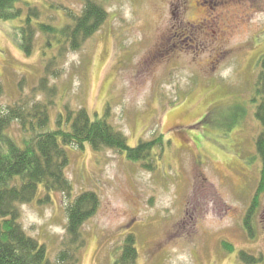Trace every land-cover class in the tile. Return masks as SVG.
Segmentation results:
<instances>
[{"label": "rangeland", "instance_id": "1", "mask_svg": "<svg viewBox=\"0 0 264 264\" xmlns=\"http://www.w3.org/2000/svg\"><path fill=\"white\" fill-rule=\"evenodd\" d=\"M95 1L107 18L78 50L65 45L60 55L46 48L34 16L30 55L14 39L23 18L0 21V109L19 103L29 113L48 103V129L59 115L67 124L69 111H107L130 146L160 134L169 143L154 150L151 171L112 148L69 146L64 172L71 193L55 192L39 204L40 189L21 204L24 232L55 262L69 242L67 207L92 192L97 206L79 228L74 264L121 262L129 234L135 264H234L240 250L263 256L264 264V191L253 209L252 237L243 225L261 180L255 109L264 0ZM21 2L37 7L38 22L57 26L83 8L80 0ZM9 133L22 137L17 123Z\"/></svg>", "mask_w": 264, "mask_h": 264}, {"label": "trees", "instance_id": "2", "mask_svg": "<svg viewBox=\"0 0 264 264\" xmlns=\"http://www.w3.org/2000/svg\"><path fill=\"white\" fill-rule=\"evenodd\" d=\"M83 8L79 15L70 17L71 23L59 26L38 22V9L21 0H0V21L23 18L20 25L14 27V39L20 49L30 55L33 49L32 33L34 26L31 17L37 20V29L45 37L48 50L61 51L67 45L72 51L78 50L81 43L107 18V12L95 0H80ZM28 14L22 17L24 12ZM66 49V48H65ZM56 55L49 58L50 65ZM47 70V68H46ZM45 81L43 77L41 79ZM257 93L261 96L256 105L255 117L261 131L255 139V147L261 161V180L253 202L244 218L246 233L253 236V209L264 191V69L259 77ZM255 101V100H253ZM48 103L35 105L26 113L19 103L0 109V264H74L76 252L81 247L80 226L92 214L97 206V198L92 192L81 193L66 209V231L69 242L52 262L48 258L45 246L27 236L19 223V206L33 202L40 189L44 193L37 203L47 202L55 192L71 193L72 185L66 178L64 169L68 164V147L83 149L89 144L94 150L112 148L123 154L129 161L140 163L148 170L155 167L157 148L161 152L165 143L162 134L151 140H140L130 146L126 136L107 120V111L102 116L91 117L86 109L69 111L63 123L62 115L56 119V127L48 129ZM207 118V116H206ZM19 124L22 137L19 142L9 133L10 125ZM227 251L233 246L222 243ZM121 262L115 264H135L137 249L134 235H127L124 242ZM239 262L234 264H260L263 256H254L247 251L238 252Z\"/></svg>", "mask_w": 264, "mask_h": 264}]
</instances>
